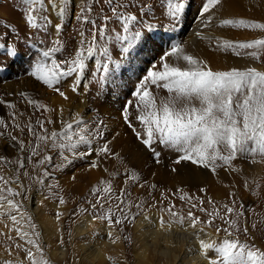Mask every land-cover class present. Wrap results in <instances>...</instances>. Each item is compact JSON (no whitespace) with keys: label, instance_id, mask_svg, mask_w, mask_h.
Wrapping results in <instances>:
<instances>
[{"label":"rangeland","instance_id":"374dc122","mask_svg":"<svg viewBox=\"0 0 264 264\" xmlns=\"http://www.w3.org/2000/svg\"><path fill=\"white\" fill-rule=\"evenodd\" d=\"M183 2L185 3L184 13L174 26V21L167 15V0H131L130 5L125 3V0H116L117 4L123 5L121 12L127 10L140 17L137 27L141 22L144 25L150 24L157 34L153 40L147 41L134 50L130 57L125 55L119 61L116 60V53L112 51L113 45L109 41L108 47L113 63H119L124 71H117L104 79V74L97 70L98 62H102L104 57L97 54L89 62L88 72L81 80L77 92L71 90V85L74 83L72 78L65 79L58 86L68 97L64 99L28 73L33 64L41 59L44 50L56 46L54 41L57 39L61 41V45L53 58L64 60L74 56L80 41L79 32L81 30L87 32L91 28V25L81 24L74 19L80 8L84 6V0H70L69 14L63 20H57L56 14L45 0V6L49 9L47 15L51 20L46 32L30 29L27 26L24 18L27 5L24 0H0V42L4 41L7 36V44L15 46L19 51V55L13 59L7 56L6 48L0 49V66L5 68V71L0 73V100L16 105L15 109H8L0 104V118L5 119L9 125L19 123L22 127L29 120L35 122L37 118L45 121L51 119L54 123L46 124L51 132L62 130L61 121H72L73 117L79 116L83 118L89 132L94 133L97 127H103L104 140L109 142L112 152L115 153V155L97 156L93 149H99L104 142L98 138L93 140L92 146L88 149L92 155L83 158H77L66 151L64 155H67L69 160L65 161L58 151L50 148L44 149V154L53 157L52 162L45 166L49 175L44 178L42 173L45 168L37 167L34 162L41 157L26 160V166L23 169H19L16 164L18 158L24 159L28 153L18 151L8 131L23 139L27 144L33 139L28 135L27 128L23 133L18 129H0L5 133L0 135V157L4 158L0 161V176L11 181L19 175L18 183L22 184L23 188L17 190L24 192L25 188L28 189L26 198L17 199L21 200L24 210L32 217V223L36 224V230L41 233L40 240L51 264H74L72 258L80 257V248L86 243L96 244L99 251L100 244H103L101 250L109 257L112 264H141L142 262H139L136 257V251L143 252L145 249L135 238V226L142 217L153 214L159 221L163 217L168 223L191 228L187 221L181 225L175 222L178 217L169 216L166 211L167 207L175 205L174 210L181 216H186L191 209L202 221L210 218L197 208H191V203L180 200L179 197L183 193L204 200L202 207L209 212L213 211V205L207 203L209 199L215 202V208L219 209L221 214L224 213L223 205L225 204L231 206L235 201L237 210L240 204H243L248 211L240 218L239 223L242 228L247 227L248 234L241 233L238 239L264 250V182L261 185L257 182L264 174L262 171L264 160L257 156L255 157L256 162L253 163L251 158L245 160L241 157L233 162V167L240 171L218 168L217 174H213L190 162L182 161L180 164H174L173 161L178 158V153L163 145H154L156 151L160 153V162L157 163L153 154L137 140L123 120V109L127 102H136L134 92L139 81L149 70H162V64L165 62L162 57H165L172 45L179 44L181 47L184 45V38L191 31L192 24H197L196 32H208L212 34L209 38L220 40L246 42L264 37V33L258 30L219 26L220 21L224 19L264 22V0H221L220 4L212 10L213 12L206 14L212 19V23L207 26L203 22L204 18L199 15L206 0H183ZM88 4H93V0H88ZM142 5L145 6L141 7ZM93 7L91 19L98 23L103 15L111 16L110 11H101L100 0H96ZM110 7L104 0L103 8L107 10ZM222 10L227 13L218 17V12L221 14ZM115 19L112 17L109 31L112 30ZM56 23L63 24V30L59 36L54 28ZM187 23L190 24L188 28L185 25ZM198 27L201 29L199 30ZM13 30L18 32V37L13 35ZM161 36H164L163 40ZM209 38L200 37L196 43L199 44L201 54L204 56H201V60L206 62L213 71L246 69L232 62L233 58L240 59V57L231 52L225 53L218 50L216 40ZM120 47L119 43L115 44L116 51H119ZM167 62L174 63L175 57H168ZM254 62L258 65L255 67L257 70L264 71V58ZM153 65L156 66L155 69ZM151 90L159 97L168 95L162 87L157 89L151 86ZM20 93H26L29 98L38 100L51 111L45 112L42 109L36 111L27 104ZM61 109L63 110L62 116L60 115ZM13 111L17 113L16 121H12L9 115ZM128 111L133 124L140 130L135 108H128ZM20 113L23 115H19ZM85 147L86 145L82 144L77 149L81 156ZM93 161L97 162L96 168L92 167ZM253 166L262 167L256 170ZM173 167L177 168V172L172 171ZM25 171L28 176L22 175ZM133 171L139 175L140 180L135 183L130 180L126 182V175H130ZM40 179H44L43 184L34 182ZM101 181L112 184L115 190L113 195H119L121 189H126L121 198L133 205L131 211L125 209L128 211V219L119 225L114 222L116 217L123 219L122 213L116 207L119 203L117 200L107 197L101 201L104 204L103 208L96 205V201L100 196H104V193L101 192L99 196L95 195L93 189L103 187ZM141 184L144 186L141 187ZM150 185H156V188L153 189ZM9 186L17 187L15 183ZM201 188L205 191L201 192ZM178 189H182L183 192H178ZM161 193H164L167 199H163ZM233 193L235 195H231ZM61 197L65 201L63 204L59 202ZM136 204H140L141 208H136ZM34 207H38L36 212L33 211ZM120 207L123 208L124 205L121 204ZM109 208L115 214L111 228L107 220L96 218L104 216ZM58 213L60 214L59 219H57ZM214 221L213 226L202 224L197 225L196 229L210 232L213 242L222 243L226 238H234L228 237L223 231L227 225L219 217H214ZM5 224L8 227H5ZM102 226L109 227L111 238H109V232L102 230ZM217 228L221 230L218 232ZM16 243L23 244V241L17 237L11 221L3 218L0 221V264H6V262L7 264H21V261L27 264L25 253L15 247ZM51 250L54 252L52 257L49 254ZM95 255L89 258L87 264H100V257L97 258ZM150 256L153 259L151 253ZM153 260L155 264H163V260Z\"/></svg>","mask_w":264,"mask_h":264},{"label":"snow or ice","instance_id":"6c2138e0","mask_svg":"<svg viewBox=\"0 0 264 264\" xmlns=\"http://www.w3.org/2000/svg\"><path fill=\"white\" fill-rule=\"evenodd\" d=\"M100 2L101 11H110L111 16L103 15L99 23L91 19L96 0H93V4H88V0H84V6L74 16L76 21L84 25H91V28L87 32L84 30L79 32L80 41L73 57L64 60L53 58L61 45V41L57 39L54 41L56 46L44 50L41 59L33 64L28 73L36 81L57 92L64 99H68V97L58 86L65 79L72 78L74 83L71 85V90L77 92L81 80L88 72L89 62L97 54L104 57L102 62H98L99 67L97 69L104 74V79L117 71H124L119 63H113V57L110 55V48L108 47L109 41L113 45L112 51L116 53V60L119 61L125 55L130 57L134 50L147 41L153 40L157 34L150 24L144 25L141 22L140 26L137 27L140 17L127 12V10L121 12L120 9L123 5L117 4L116 0H106L107 4L111 6L107 10L103 8L104 0H100ZM220 2L221 0H206L204 3L199 15L204 18L205 26L212 23L211 17L206 16V14L210 13ZM24 3L27 5L24 17L27 26L30 29L46 32L51 20L47 15L49 9L45 6V0H24ZM125 3L130 5L131 0H125ZM167 3V15L174 21L175 26L184 13L185 3L183 0H167ZM47 5L56 14L57 20H63L69 14L70 0H47ZM112 17L116 19L112 30L109 31ZM219 26L258 30L264 33V22L246 19H224L220 21ZM54 28L57 36H59L62 33L63 24L56 23ZM13 35L18 37V32L13 30ZM163 39L164 36H161V40ZM209 39H215L217 49L225 53L231 52L237 57L254 61H261L264 58V37L246 42H234L218 38ZM102 41L103 43H101ZM116 43L121 45L119 51L115 49ZM3 48L7 49L6 54L10 58L14 59L19 55L15 46L7 44V36H5L4 41L0 42V49ZM168 57H175V62H167ZM162 60L165 61L162 64V70L147 71L135 89L136 102H127L125 109H123L125 124L132 130L145 149L153 154L157 163L160 162V153L156 151L154 145H163L165 148L178 153V158L173 161L174 164H180L182 161L190 162L192 165L209 170L213 174H217L218 168L240 171L233 167V162L241 157L245 160L251 158L253 163L256 162L255 157L257 156L264 160V71H259L255 67H247L243 70L233 68L228 71H213L206 62L186 54L179 44L172 45ZM152 67L155 69L156 66L153 65ZM3 71L5 68L0 66V73ZM151 86H155L157 89L162 87L168 95L166 97L154 95ZM20 95L36 111L41 109L45 112L51 111L38 100L29 98L26 93H20ZM0 104L5 105L8 109L16 108L15 104L5 100H0ZM128 108H135L136 120L140 130L130 119L131 114ZM62 114L63 110L61 109L60 115L62 116ZM9 115L12 121H16L17 113L15 111ZM19 115H23V113ZM52 123L54 121L51 119L45 121L37 118L35 122L29 120L22 127L19 123L9 125L5 119L0 118V129H18L23 133L24 129L27 128L28 135L33 138L26 144L23 139L8 131L10 139L18 147V151L28 153L24 159L18 158L16 160L19 169L25 168L26 160L36 157H41L34 161L37 167L45 168L47 164L52 162L53 157L44 154V149L50 148L58 151V154L65 161H68L69 157L64 155L66 151L77 158L87 157L92 155L88 149L92 146L93 140L96 138L104 140L103 127H97L94 133L89 132L83 118L79 116L73 117L72 121H61V131L49 132L46 124ZM4 134V131H0V135ZM82 144L86 147L81 156L77 149ZM93 152L97 156L115 155L106 140H104L102 147L94 148ZM3 160L4 158L0 157V161ZM97 166V162L93 161L92 167L96 168ZM172 171L177 172V168L173 167ZM22 175L28 176V173L25 171ZM42 175L44 178L49 175L46 168ZM29 178L31 179V177ZM18 180L19 175L11 181L0 176V221L3 218L11 221L17 237L23 241V244L16 243L15 247L25 253L27 264H51L40 240L41 233L36 230L37 226L32 223V217L24 210L21 200L17 199L26 198L28 191L27 188L24 189V192L17 190L23 188ZM129 180L135 183L140 180V177L133 171L130 175H126V182ZM34 182L43 184L44 179ZM11 183H15L17 187L9 186ZM100 183L103 187L93 189V194L99 196L103 192L104 196L99 197L96 205L103 208L104 204L101 201L107 197H113L119 202L116 207L123 216V219L116 217L114 222L116 225L123 223L128 219V211H131L133 207L131 203L121 198L126 189H121L119 195H113L115 190L111 183L107 181ZM140 186L143 187L144 185L141 184ZM150 187L155 189L156 185H150ZM177 191L183 192L182 189ZM200 191L204 192L205 189L201 188ZM161 197L167 199L164 193H161ZM179 198L191 203V208H197L198 211L205 213L210 218L202 221L191 209L186 216H181L174 210L175 205H171L167 207L166 211L170 217H178L175 222L183 225L187 221L189 227L196 229L197 225L202 224L213 226L214 217H219L227 225L223 231L228 237H234L232 239L226 238L222 243L200 240V249L208 260V264H264V250L238 239L241 233L248 234L247 227L242 228L239 223L240 218L248 211L243 204H240L239 210L236 208L235 201L231 206L225 204L223 205L224 213L221 214L219 209L215 208V202L210 199L207 203L213 205L212 212L202 207L205 203L204 200L191 197L187 193L181 194ZM59 202L60 204L65 203L62 197ZM121 204L124 205L123 208L120 207ZM135 207L139 209L141 205L136 204ZM59 215L58 213L57 219H59ZM114 215L109 208L104 216H97L96 218L107 220L111 228ZM166 223L168 222L161 217V227H164ZM5 227L8 225L5 224ZM220 230L217 228L218 232ZM109 238H111V232ZM209 251L214 253L212 257L208 256ZM21 264L24 262L21 261Z\"/></svg>","mask_w":264,"mask_h":264},{"label":"bare ground","instance_id":"6f19581e","mask_svg":"<svg viewBox=\"0 0 264 264\" xmlns=\"http://www.w3.org/2000/svg\"><path fill=\"white\" fill-rule=\"evenodd\" d=\"M218 13H216L218 14L217 16L222 17L227 12L222 10L221 14L220 12ZM185 25H187L188 28L190 24L187 23ZM191 26V31L189 32L188 36L184 38L185 43L182 48L184 49V52L186 54L192 55L193 57L201 60V49L199 47V44L197 45L196 42L198 41V38H209L212 34L208 32H196V23L192 24ZM198 28L199 30L201 29L200 27ZM232 62L234 64L240 65V67L243 68L258 67V65L254 61H251V59L233 58ZM253 167H256L257 170L262 166ZM262 171L264 173V165ZM257 182L259 183V185L264 182V174L258 179ZM36 210H38V207L33 208L34 212H36ZM102 230L110 233V229L107 226H102ZM135 236L136 240L140 242L145 249V251L143 252H140L136 249V257L139 259V262H142L143 264H155L153 259H157L160 261L163 260V264H208V260L201 252L200 240H204L205 242H213L211 239V233L208 231H201L199 229H192L188 227H180L172 223H166L164 227H161L160 221L153 214L145 215L137 222L135 226ZM102 248L103 244H100V251L99 247L96 244H83V246L80 248L81 251H79V260L76 257H73V263L87 264L89 258L96 254L95 256L97 258L100 257V264H112V262H110L109 260V257H107L105 253L102 252ZM52 253L54 254L52 250L49 251L51 257ZM150 253L153 256V259L150 258ZM212 253V251H209L208 256L212 257Z\"/></svg>","mask_w":264,"mask_h":264}]
</instances>
